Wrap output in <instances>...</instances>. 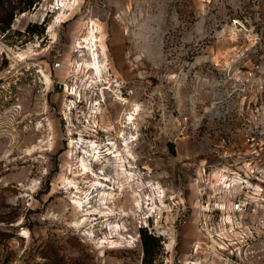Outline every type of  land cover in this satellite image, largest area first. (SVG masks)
I'll return each instance as SVG.
<instances>
[{
	"label": "rangeland",
	"instance_id": "obj_1",
	"mask_svg": "<svg viewBox=\"0 0 264 264\" xmlns=\"http://www.w3.org/2000/svg\"><path fill=\"white\" fill-rule=\"evenodd\" d=\"M81 160L114 189L100 206ZM255 185L264 0H41L0 38V264H141V231L159 238L154 264H229L205 231Z\"/></svg>",
	"mask_w": 264,
	"mask_h": 264
},
{
	"label": "built area",
	"instance_id": "obj_2",
	"mask_svg": "<svg viewBox=\"0 0 264 264\" xmlns=\"http://www.w3.org/2000/svg\"><path fill=\"white\" fill-rule=\"evenodd\" d=\"M250 141L253 142V138ZM242 182L246 186L241 189L248 185L252 188L249 181ZM253 189L259 193L225 196L223 204L214 210L218 213L216 228L205 231L209 239L205 251L217 253L229 264H264V255L258 257L260 262L255 260L258 253L256 239L264 237V195L259 186L255 185Z\"/></svg>",
	"mask_w": 264,
	"mask_h": 264
},
{
	"label": "bare ground",
	"instance_id": "obj_3",
	"mask_svg": "<svg viewBox=\"0 0 264 264\" xmlns=\"http://www.w3.org/2000/svg\"><path fill=\"white\" fill-rule=\"evenodd\" d=\"M61 8L60 7H58V10H60ZM64 9V8H63ZM62 11V10H61ZM63 16V15H62ZM58 20V19H57ZM61 20V19H60ZM93 32H94V28H91L90 30H89V35H88V37H86L85 38V41L87 42V45L89 44V48L86 50V55H88V56H90V61L87 63V65H86V68L88 69V71H90V70H92V79L93 80H99V79H101V76H100V74H101V70L99 69V65H98V63L95 61V58H96V53H95V49H94V43H93V41H94V39H95V37H94V34H93ZM48 81V80H47ZM46 81V82H47ZM128 122H129V120H128ZM127 123V122H126ZM101 151H93L92 152V154H88V155H86L87 156V158H89V160L91 161V160H93V159H95V160H99V159H101L102 161H107L108 159H109V155L108 154H105V155H103V156H101L102 154L100 153ZM108 155V156H107ZM108 159H107V158ZM112 157V158H111ZM110 158L111 159H113L114 160V164H116L117 166H120V167H123V165H124V163H125V161H123V157H122V155H120V154H114L113 156H111ZM109 161V160H108ZM100 162V161H99ZM109 163V162H108ZM110 164V163H109ZM81 165H82V167H83V171H84V174H90L92 177H93V187L91 188V190L93 191V192H96L97 193V202H98V205L100 206V205H102V204H104V202H105V200H106V198H107V195H108V192L106 191V190H108V189H111V190H113L114 191V189L113 188H109V187H107L105 184H103V182H106L107 181V179L108 178H106V176L105 175H101L99 172H97V173H92V171H91V169H89V168H87L86 167V164L81 160ZM129 165V164H128ZM91 171V172H90ZM121 171V170H120ZM99 173V175H101V176H98L97 174ZM97 177V178H96ZM109 181H110V179H109ZM242 182V181H241ZM108 185H110V184H108ZM237 184H232L231 185V183L229 184V186L228 187H232V186H236ZM248 188H250L249 187V185L247 186ZM76 189H78V187L76 186ZM257 189H259L258 187H257ZM91 191V192H92ZM76 193H80L81 194V191H79V190H77L76 191ZM152 193H153V196H154V194H157L156 192H155V190L153 189L152 190ZM85 195V198L83 199V203L82 204H80L78 207H76V208H74V210H75V212H76V214H79V213H81L82 211H87L88 209H89V207H87V205L89 204V199H91L90 197H89V195H87V193H85V194H83V196ZM139 196V195H138ZM137 195H135V197H132V201H133V208H137L138 209V211L140 210L141 211V209H140V207H141V205H143L144 203L143 202H141V199H140V196L138 197ZM151 196V195H150ZM157 198H160V195H155ZM155 196H154V201L152 202V203H150V204H146V208L150 211V210H154V208H148L150 205L151 206H154L155 204H156V202L157 201H155ZM151 198V197H150ZM148 200V199H147ZM105 206H106V204H105ZM134 211H136V210H134ZM155 211V210H154ZM86 213H89L88 211L86 212ZM116 228V227H115Z\"/></svg>",
	"mask_w": 264,
	"mask_h": 264
},
{
	"label": "trees",
	"instance_id": "obj_4",
	"mask_svg": "<svg viewBox=\"0 0 264 264\" xmlns=\"http://www.w3.org/2000/svg\"><path fill=\"white\" fill-rule=\"evenodd\" d=\"M41 0H0V38L8 36L16 15L29 12L39 5ZM35 26L28 25L25 32L28 35L41 34L44 28L33 30ZM141 246L144 253L141 264H154V247L158 246L159 238L140 232ZM3 239L0 237V244Z\"/></svg>",
	"mask_w": 264,
	"mask_h": 264
}]
</instances>
